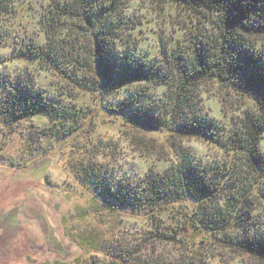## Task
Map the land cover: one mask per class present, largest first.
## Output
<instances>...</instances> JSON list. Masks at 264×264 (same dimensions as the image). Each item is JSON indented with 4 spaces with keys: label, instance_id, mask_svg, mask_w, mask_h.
<instances>
[{
    "label": "rangeland",
    "instance_id": "374dc122",
    "mask_svg": "<svg viewBox=\"0 0 264 264\" xmlns=\"http://www.w3.org/2000/svg\"><path fill=\"white\" fill-rule=\"evenodd\" d=\"M50 2L14 0L0 16V103L6 101L8 89L28 84L73 114L72 119L54 121L35 116L12 125L0 117V264H112L118 253H132L128 257L132 262L152 249L174 259L177 245L156 243L152 235L181 224L184 207L190 203H170L153 212L113 209L96 189L138 187L149 169L167 168L171 146L188 147L203 161L232 154L205 137L135 128L109 112L107 107L126 101L141 108L158 100L164 86L146 81L101 86L91 61V43L86 35L75 34L70 18L63 19L68 30L62 32L72 43L63 50L65 60H70L66 74L18 54L21 44L46 43L41 16ZM117 19L116 32L104 38L111 53L107 56L128 50L136 62L149 65L163 59L162 41L187 43L188 31L197 34L210 27L174 3L159 10L148 0H122ZM199 91L201 114L226 130L237 129L243 109L255 106L252 98L215 81L200 85ZM258 149L264 151V132ZM259 188L264 190V181ZM250 202L253 210L246 222L262 230L264 200L257 197ZM213 252L211 264H263L226 248ZM114 260L130 264L124 257Z\"/></svg>",
    "mask_w": 264,
    "mask_h": 264
},
{
    "label": "trees",
    "instance_id": "16d2710c",
    "mask_svg": "<svg viewBox=\"0 0 264 264\" xmlns=\"http://www.w3.org/2000/svg\"><path fill=\"white\" fill-rule=\"evenodd\" d=\"M12 1L0 0V16ZM121 1L51 0L41 16L46 43L21 44L18 54L65 73L70 60H65L63 50L72 43L62 36L68 30L63 19L70 18L75 34L86 35L91 43V61L101 86L113 83L119 87L125 82L141 81L164 86L158 100L141 108L126 101L115 108L107 107L109 112L120 115L135 128L205 137L232 155L203 161L188 147L171 146L172 159L167 168L149 169L141 184L131 189L133 193L124 186L96 189L113 209L153 212L175 202L192 205L184 207L181 224H172L168 232L156 230L152 235L156 243L177 245L174 259L152 249L147 256H138L132 262L128 261L132 253H118L112 264L114 258L120 257L130 264H211L209 259L216 257L212 254L219 247L249 255L264 264V229L246 222L253 210L250 199L264 200V190L259 188L264 181V151L258 149L264 132V0H148L159 10L162 5L174 3L196 17V21H206L210 26L197 34L188 31L187 43L162 41L163 59L152 65L136 62L128 50L114 58L107 56L111 53L104 38L119 26L117 12ZM1 38L0 32V42ZM211 81L254 100V108L245 107L241 112L237 129L226 130L224 125L201 114L199 88ZM35 116L54 121L72 119L73 114L48 102L40 90L33 91L28 84L8 89L6 101L0 103V117L6 124Z\"/></svg>",
    "mask_w": 264,
    "mask_h": 264
}]
</instances>
